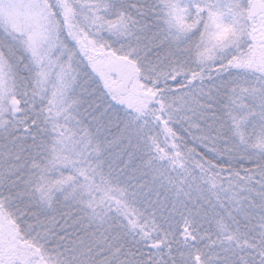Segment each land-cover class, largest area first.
<instances>
[{
    "label": "snow or ice",
    "instance_id": "6c2138e0",
    "mask_svg": "<svg viewBox=\"0 0 264 264\" xmlns=\"http://www.w3.org/2000/svg\"><path fill=\"white\" fill-rule=\"evenodd\" d=\"M0 264H264V0H0Z\"/></svg>",
    "mask_w": 264,
    "mask_h": 264
}]
</instances>
